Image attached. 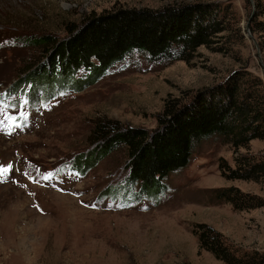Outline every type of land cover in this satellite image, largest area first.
<instances>
[{"label": "rangeland", "instance_id": "374dc122", "mask_svg": "<svg viewBox=\"0 0 264 264\" xmlns=\"http://www.w3.org/2000/svg\"><path fill=\"white\" fill-rule=\"evenodd\" d=\"M185 3L216 4L225 27L188 62L154 63L134 52L81 91L44 94L32 105L25 90L8 89L43 52L30 39L61 38L68 23L113 7ZM263 68L264 0H0V168L11 165L0 174V264H227L200 245L193 233L200 224L218 232L244 263L264 264V172L227 178L219 169L240 167L245 157L263 160L264 139L236 150L219 135L203 139L188 165L169 174L162 196L132 207L99 198L121 183L124 149L85 175L43 179L68 156L90 149L97 119L153 130L167 99L185 103L236 73L244 75L243 89L262 94ZM227 189L226 197L246 200L240 205H259L234 207L219 196Z\"/></svg>", "mask_w": 264, "mask_h": 264}, {"label": "trees", "instance_id": "16d2710c", "mask_svg": "<svg viewBox=\"0 0 264 264\" xmlns=\"http://www.w3.org/2000/svg\"><path fill=\"white\" fill-rule=\"evenodd\" d=\"M219 9L216 4L185 3L159 9L113 7L88 15L79 23H68L61 38L42 35L30 39L43 52L26 67L30 71L19 76L8 89L25 90L32 105L44 94L53 99L60 93L81 91L134 52L154 63L175 59L188 62L199 46L209 45L212 37L225 29ZM243 78L242 73H236L227 82L198 90L185 103L167 99L153 130L97 119L88 135L90 149L70 159L68 156L50 174L85 175L101 158L124 149L125 173L121 183L107 186L99 198L119 199L118 205L126 207L145 198L156 201L168 188L169 174L188 165L195 145L203 139L219 135L235 150L253 138L264 139V90L261 94L248 85L243 89ZM243 161L240 167H227L226 172L227 165L220 164L221 174L248 179L264 172V159L250 162L245 157ZM230 191L221 190L219 196L226 197ZM226 199L234 207L259 205H243L246 200L240 196ZM198 227L193 233L200 245L217 258L227 264L258 263L254 258L244 263L218 232L202 224Z\"/></svg>", "mask_w": 264, "mask_h": 264}, {"label": "snow or ice", "instance_id": "6c2138e0", "mask_svg": "<svg viewBox=\"0 0 264 264\" xmlns=\"http://www.w3.org/2000/svg\"><path fill=\"white\" fill-rule=\"evenodd\" d=\"M25 103H27V101H25ZM10 168H11V165H9L7 168H0V174L8 172ZM50 177H51V174H48V175L43 176V179L48 180L50 179Z\"/></svg>", "mask_w": 264, "mask_h": 264}, {"label": "water", "instance_id": "95a60500", "mask_svg": "<svg viewBox=\"0 0 264 264\" xmlns=\"http://www.w3.org/2000/svg\"><path fill=\"white\" fill-rule=\"evenodd\" d=\"M257 51H259V49L257 48ZM263 72H264V68H263V70H262Z\"/></svg>", "mask_w": 264, "mask_h": 264}]
</instances>
